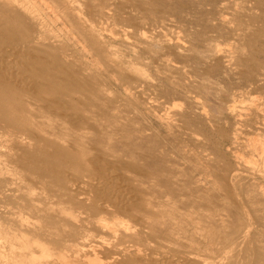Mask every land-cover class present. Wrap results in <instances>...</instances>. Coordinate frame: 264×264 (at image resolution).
<instances>
[{
    "label": "bare ground",
    "instance_id": "1",
    "mask_svg": "<svg viewBox=\"0 0 264 264\" xmlns=\"http://www.w3.org/2000/svg\"><path fill=\"white\" fill-rule=\"evenodd\" d=\"M115 1L88 0L87 13L105 16ZM122 2V10H140L155 27L178 18L194 42L193 54L183 56L159 49L179 45L148 37L151 47L138 55L152 63L201 62L200 47L234 46L237 72L228 90L235 123L225 129L219 116L205 109L197 114L191 102L170 120L154 102L151 113L167 141L155 142L157 134L133 130L113 113L99 72L84 75L57 47L64 45L39 39L35 25L44 8L87 47L105 51L120 79L131 83L137 70L110 59L100 33L83 22L72 0H0V208L9 209L0 213L10 226L7 264H264V206L255 197L264 185L262 9L239 7L227 18L226 0H203L210 10L195 22L182 15L180 0ZM184 94L178 96L186 102ZM248 148L256 159L246 157ZM198 151L220 160L219 173Z\"/></svg>",
    "mask_w": 264,
    "mask_h": 264
},
{
    "label": "rangeland",
    "instance_id": "2",
    "mask_svg": "<svg viewBox=\"0 0 264 264\" xmlns=\"http://www.w3.org/2000/svg\"><path fill=\"white\" fill-rule=\"evenodd\" d=\"M79 7L83 16V22L91 25L101 35L104 48L110 53V59L118 61L129 70L136 69L137 74L133 77L131 83L126 84L118 76L119 69L110 64L106 60V52L97 53L73 33L72 27L61 19L54 12H49L42 8L37 25L38 31L42 34L39 39L49 37L50 40L56 42L62 47L66 57L72 64L83 67V74L90 77L95 72H99L102 76V86L105 91V101L109 102L115 115L125 116L126 121L133 130H144V135L150 136L155 133L157 138L155 142L165 144V132L151 113L152 103H159L160 114L170 120H176V113L188 102L195 107V112L199 114L205 109L206 113L213 116H219L220 124L224 127H230L235 123L237 114L229 110L232 104V92L228 88L233 87V81L236 76L237 69L234 66L233 59L234 46H212V49L200 47L196 50L200 56L201 62H180L175 59L170 62L160 61L152 63L147 56H139L138 53L143 51L151 44L149 41H169L179 46H159V49L175 48L176 53L183 56H190L193 41L188 34L183 32L178 23V18L166 17L164 25L159 27L153 26L150 20H146L142 12L138 9L133 10L126 8L122 10V0H116L117 8H112L105 16L88 15V6L85 2L88 0H72ZM129 0H126L128 2ZM185 5L182 15L190 14L189 18L197 19L201 17V12H208L209 6L203 3V0H180ZM263 3V6H260ZM225 4L230 6L225 13L227 18H231L238 11L239 7L252 8L256 5L264 13L263 0H226ZM263 14H261L262 16ZM199 29L198 24H194L191 30L194 32ZM196 33V32H195ZM46 34L45 36H43ZM128 34V38L125 35ZM145 34L147 39H142ZM149 37V38H148ZM158 48V47H157ZM214 66H218L217 73H209ZM139 71V72H138ZM140 73H142L140 75ZM264 73V72H263ZM190 87L192 92L184 94L181 87ZM170 92V94L168 93ZM178 94H184L186 102L181 99ZM242 109V108H239ZM204 125L208 129L213 130L212 124H207L206 115L202 116ZM153 127L148 131L147 128ZM225 127V129H226ZM145 130H147L145 132ZM160 136V137H159ZM170 145V143H169ZM250 148L246 150V157H253L250 154ZM170 151V146H169ZM140 153V151H138ZM188 152V151H187ZM190 153V152H189ZM243 154L242 151H240ZM1 154V147H0ZM199 157L203 156L209 163L217 168L219 173V159L214 156L206 157V154L198 151ZM172 160L175 156H172ZM256 159V158H255ZM182 166H185L182 162ZM21 174H13L12 179L15 181L22 180ZM216 176V174L214 175ZM213 176V177H214ZM10 179V177H9ZM212 180V178H211ZM255 197L260 199L264 206V185H262L255 193ZM8 208L1 206L0 211L5 212ZM0 213V264H7L5 259L8 243L4 239V232L9 231L8 221ZM31 223L34 221L28 219ZM12 226H16L12 224Z\"/></svg>",
    "mask_w": 264,
    "mask_h": 264
}]
</instances>
